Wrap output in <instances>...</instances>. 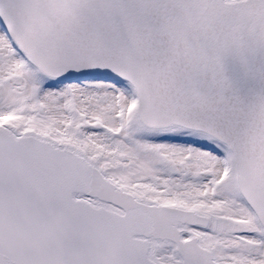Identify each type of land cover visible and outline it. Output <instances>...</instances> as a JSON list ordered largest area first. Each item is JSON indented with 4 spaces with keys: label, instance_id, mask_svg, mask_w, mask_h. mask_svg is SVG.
I'll use <instances>...</instances> for the list:
<instances>
[{
    "label": "snow or ice",
    "instance_id": "obj_1",
    "mask_svg": "<svg viewBox=\"0 0 264 264\" xmlns=\"http://www.w3.org/2000/svg\"><path fill=\"white\" fill-rule=\"evenodd\" d=\"M0 264H264V0H0Z\"/></svg>",
    "mask_w": 264,
    "mask_h": 264
}]
</instances>
